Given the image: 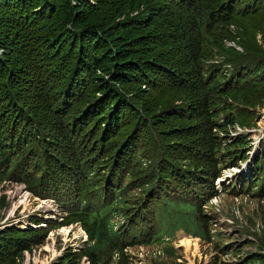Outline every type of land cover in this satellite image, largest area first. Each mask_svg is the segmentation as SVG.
Returning a JSON list of instances; mask_svg holds the SVG:
<instances>
[{
    "label": "trees",
    "instance_id": "16d2710c",
    "mask_svg": "<svg viewBox=\"0 0 264 264\" xmlns=\"http://www.w3.org/2000/svg\"><path fill=\"white\" fill-rule=\"evenodd\" d=\"M72 1L71 6V0H0V184L11 181L41 200L52 198L66 213L62 224L81 225L89 245L77 257L64 256L53 264H78L83 256L90 264H132L125 250L162 241L164 229L182 224L180 219L188 227H197L206 239L208 223L201 219L205 214L188 197L191 192L200 196L192 187L215 177L211 132L217 128L212 118L220 105L205 86L202 71L215 67L206 60L213 56L205 48L224 43L218 33L207 31L215 14L227 8L226 2H203L204 13L198 15L188 0L157 2L165 12L154 4L156 0L151 5L144 0H97L96 9ZM138 2L146 10L132 15ZM247 2L248 9L251 2ZM244 4L232 0L226 19L237 17L236 7ZM156 21L158 35L152 30ZM69 24L80 33L69 30ZM222 36L232 37L224 30ZM241 80L246 84L244 77ZM159 87L183 95L187 107L165 97L148 102ZM91 92H96L95 107L85 109L83 119H74L77 105ZM128 92L138 101L128 98ZM11 93L35 116L41 130L19 110ZM35 109L43 112L35 115ZM248 113L242 115L245 124L254 119ZM69 119H73L70 127ZM103 123L107 129L99 136L104 143L100 159L88 161L98 169L93 172L95 185L86 181L73 199H62L56 186L66 185L65 173L82 163L75 157L71 131L75 137L88 127L98 133ZM94 130L90 132L97 137ZM38 168L44 170L42 179ZM207 189L206 195L212 193ZM102 196L108 197L109 206L114 200L127 205L109 210L126 229H115L96 212V201ZM85 198L92 207L85 206ZM77 199L81 204L74 202ZM29 221L38 227L44 220L32 215ZM56 222L49 220L38 230L5 224L0 228V264H19L24 251L43 245L48 233L62 225Z\"/></svg>",
    "mask_w": 264,
    "mask_h": 264
},
{
    "label": "rangeland",
    "instance_id": "374dc122",
    "mask_svg": "<svg viewBox=\"0 0 264 264\" xmlns=\"http://www.w3.org/2000/svg\"><path fill=\"white\" fill-rule=\"evenodd\" d=\"M78 1L91 4L93 9H96V5L99 4L97 2H100L97 0ZM144 1L151 5L155 0ZM244 1L246 2L245 8L241 5L240 8L237 6L238 8L235 9H238L236 13L239 15L233 20L224 17L221 20V25L214 31V34L218 33L220 39L224 38V43L221 45L215 43V45L205 48V51L211 52L213 56V58H207V61L227 66L220 67L218 73L215 70L210 71L209 68L202 71L205 86L211 89L215 104L220 105L215 109L217 117L210 114L213 117V123H221L232 114L236 118V123L233 126H228L225 130L217 127L211 132L214 142L212 157L215 160L212 171L215 177L210 178L206 184L200 183L192 187V190L200 194L194 199V202L205 214V218L201 219L208 223L206 225L207 237L206 239L201 238L197 227H188L180 219L182 224H176L169 231L167 228L164 229L162 241L155 242L150 246L130 248L128 254L131 256L132 264H264V175L260 177L263 184V188L259 189L261 195L255 194L256 189L261 187V183L256 179L253 181L260 169L264 167V0ZM247 1L251 2L248 9ZM72 2L71 0V6ZM157 2H162V0H156L154 4L161 12H165L167 9L162 3ZM177 2H184V0ZM188 2L199 6L203 5V2L208 3L212 0H188ZM145 10L146 8L139 5L138 2L132 15ZM150 11L147 14H150ZM124 12L128 13L127 10ZM164 17H169V13L166 12ZM119 20H123V17ZM157 22L152 26V30L154 34L158 35V31L155 29ZM68 28L75 34L80 33V29L72 24H69ZM222 30L232 35L231 39L222 36ZM199 34L201 35V33ZM212 39L219 40L214 37ZM110 49L113 50L111 45ZM43 53L44 51H41L40 55ZM238 74L247 77L246 84L240 78L235 80ZM225 75L229 80L223 78ZM213 80L215 84L211 85ZM241 84L244 85L238 87ZM11 95L19 110L36 122L33 123L34 128L41 130L35 116L15 99L13 93ZM127 95L128 98L138 101L135 94L128 92ZM93 96H96V92H91L85 101L77 105L74 115L82 112L89 105H94L96 100ZM161 97L170 100L172 104L183 108L187 107L186 98L183 95L161 91L160 87L153 90L147 100L154 102ZM136 111L138 114L142 113L140 109H136ZM39 112L43 111L33 110L35 115H40ZM244 112L253 114V121L245 124L242 119ZM41 116L45 117V112ZM122 131L123 129H121ZM118 133L116 132V134ZM99 134H101L100 130L96 137L97 142H99ZM238 136H241L243 141L241 148L236 147L239 146ZM56 137L59 139L58 135ZM232 148H236L237 151L230 153ZM241 151H246L247 159L242 160ZM250 158H252L251 161H249ZM260 160L262 166L256 170L253 165ZM238 167H240L239 171H237ZM199 170L206 169L199 168ZM245 177L246 184L243 191L233 194L230 190L232 183L237 180L238 189H242ZM87 180L90 181V178ZM91 185H95V182H92ZM208 186L212 193L207 196L203 192L208 190ZM24 191L21 184L17 185L14 182L6 181L0 185V228L12 222L25 228L29 225L30 216L40 211L44 214L50 212L48 210H56L57 205L52 201H41L30 193H23ZM132 195L138 196V192H133ZM191 195L194 196L193 192ZM207 197L210 198V201H207ZM117 205L121 208L127 206L123 203L117 204V200H114L106 210L100 212V216H106L108 210ZM50 213L52 214V212ZM173 215L177 216V214ZM45 216H43V222L53 220L56 216V224L63 223L61 212L60 216L54 215L50 219ZM111 222L118 226L117 224H121L122 221L113 220ZM62 225L49 232L43 245L33 247L30 251H24L19 256L18 263L53 264L54 261H58L64 256L65 258L77 257L88 244L86 235L79 225L72 224L61 228ZM42 227L43 225L39 228ZM111 261L115 263V258L113 257ZM78 264L90 263L87 258H81Z\"/></svg>",
    "mask_w": 264,
    "mask_h": 264
},
{
    "label": "bare ground",
    "instance_id": "6f19581e",
    "mask_svg": "<svg viewBox=\"0 0 264 264\" xmlns=\"http://www.w3.org/2000/svg\"><path fill=\"white\" fill-rule=\"evenodd\" d=\"M254 0H252V2H253ZM232 150V153H234L235 152V150H236V148L235 149H231ZM240 170V167H238L237 168V171H239ZM188 198H190V199H192V200H194V199H196V196H192V195H189V197ZM70 233V231L68 232V234Z\"/></svg>",
    "mask_w": 264,
    "mask_h": 264
}]
</instances>
